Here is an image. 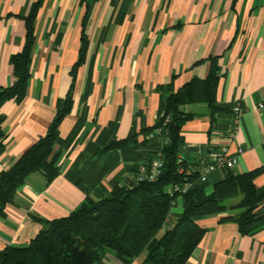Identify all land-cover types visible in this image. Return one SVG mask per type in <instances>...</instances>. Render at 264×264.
Segmentation results:
<instances>
[{
	"label": "crops",
	"instance_id": "obj_1",
	"mask_svg": "<svg viewBox=\"0 0 264 264\" xmlns=\"http://www.w3.org/2000/svg\"><path fill=\"white\" fill-rule=\"evenodd\" d=\"M35 1L0 0V87L12 83L10 56L24 43ZM33 27L25 97L0 108L7 134L0 171L46 132L67 97L70 102L54 147L59 173L51 181L40 171L26 177L0 216V250L27 244L43 220L69 214L87 197L134 185L135 167L162 148L155 140L142 142V131L164 114L167 96L191 81L194 100L180 105L191 116L180 131L184 158L216 156L226 144L229 155L243 148L236 172L264 166V109L256 108L264 101V0H41ZM83 31L86 46L75 66ZM211 70L215 86L202 90ZM236 102L242 113L233 129ZM133 136V142L103 150ZM223 174L208 175V192ZM254 185L264 211V173ZM240 198L197 220L207 231L185 264H264V225L243 235L235 222L220 221L242 210L231 208ZM172 211H181L179 198ZM143 260L140 255L131 264ZM95 264L124 263L108 251Z\"/></svg>",
	"mask_w": 264,
	"mask_h": 264
},
{
	"label": "trees",
	"instance_id": "obj_2",
	"mask_svg": "<svg viewBox=\"0 0 264 264\" xmlns=\"http://www.w3.org/2000/svg\"><path fill=\"white\" fill-rule=\"evenodd\" d=\"M36 0L25 19V40L21 49L10 56L12 83L0 87V108L8 100L21 102L25 97L31 62V48L34 41L33 19L40 7ZM83 21V29L86 25ZM82 47L75 66L82 61L86 41L82 32ZM76 68L73 69V72ZM216 76L210 71L203 81V89L215 86ZM194 82L185 84L166 98L164 114L151 128L143 130L145 137L156 127L162 126L168 142L160 150L162 168L153 181L134 180L132 186H115L101 199L85 198L69 214L43 220L39 232L25 245H6L0 250V264H95L112 251L124 264L144 255L141 264H185L206 233L197 220L218 214L225 210L226 201L241 196L231 208H241L237 215H227L220 221H233L243 235H252L264 225V211L259 208L262 195L258 194L254 179L264 173V166L247 172L224 169L222 178L214 182L208 192V179L200 180L201 168L188 166L186 158L177 161L182 154L180 134L183 122L191 116L180 109L183 103L194 100ZM203 98L212 112L217 110L212 97L206 93ZM70 99L57 110L46 132L39 136L12 165L0 171V216L5 207L13 201L26 177L40 171L47 181L59 173V152L55 150L58 126L68 111ZM0 113V155L5 149L7 134L2 128ZM166 120V121H165ZM135 141L129 139L113 141L103 150L126 145ZM156 154L142 162L147 164ZM135 167V176L137 168ZM182 168V172H179ZM189 182L184 192H174L173 185ZM181 211L173 212L177 199Z\"/></svg>",
	"mask_w": 264,
	"mask_h": 264
},
{
	"label": "built area",
	"instance_id": "obj_3",
	"mask_svg": "<svg viewBox=\"0 0 264 264\" xmlns=\"http://www.w3.org/2000/svg\"><path fill=\"white\" fill-rule=\"evenodd\" d=\"M257 109H264V101H260L256 105ZM242 110L239 102H236L233 106V119L232 125L233 129H236L239 126L240 116ZM166 121V120H165ZM164 123L162 126L156 127L152 132L147 135L148 139L155 140L159 143L166 144L168 142V137L164 130ZM234 131V130H233ZM233 131L230 133V137L233 136ZM243 152V148L241 146L237 147L235 153L229 155L228 147L226 144H223L220 149L219 153L216 156L211 157H200L193 162H189L188 166L190 165L191 168H201L202 172L200 174V180L206 181L208 179V175L216 170H224V169H233L237 164V157L239 154ZM161 152L156 153V156L152 158L147 164L141 163L139 164L135 176V181H153L157 178V176L161 172L162 168V161H161ZM184 156L182 154H178L177 161L182 162L184 161ZM179 172H182V168L178 169ZM190 186L189 182H184L183 184L173 185L172 190L174 192H184Z\"/></svg>",
	"mask_w": 264,
	"mask_h": 264
}]
</instances>
